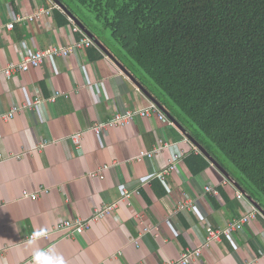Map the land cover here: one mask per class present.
<instances>
[{"label":"crops","instance_id":"0c3cea01","mask_svg":"<svg viewBox=\"0 0 264 264\" xmlns=\"http://www.w3.org/2000/svg\"><path fill=\"white\" fill-rule=\"evenodd\" d=\"M49 5L50 0H0V66L28 50L70 41L69 25L58 23L54 9L48 16L16 21L11 29L4 26L17 15ZM55 90L69 94L24 107L10 119L2 117L11 107L31 103L37 95L48 98ZM148 99L107 56L91 59L86 49L0 77V264H37L32 257L47 246L49 253L39 264H159L203 243L206 224L223 227L250 209L230 181L222 184L225 176L210 162L204 171L190 172L185 157L200 151L175 125L150 116L99 134L91 130L118 111L147 105ZM77 131H83L79 143L71 137ZM44 140L48 144L40 147ZM161 140L168 147L151 158L135 159ZM179 151L185 155L178 170L162 181L157 173ZM104 166L101 175H90ZM206 185L217 193L204 192ZM125 187H140V193L122 200ZM24 190L43 192L33 200L23 197ZM183 199L190 205L176 211ZM115 201L119 204L109 217L75 237L52 230L61 217H88ZM148 224L159 229L142 232ZM39 230L50 231L49 239H28ZM190 264H264V216L260 213L243 230L212 242Z\"/></svg>","mask_w":264,"mask_h":264},{"label":"trees","instance_id":"16d2710c","mask_svg":"<svg viewBox=\"0 0 264 264\" xmlns=\"http://www.w3.org/2000/svg\"><path fill=\"white\" fill-rule=\"evenodd\" d=\"M61 1L264 206V0Z\"/></svg>","mask_w":264,"mask_h":264},{"label":"built area","instance_id":"2783aa9c","mask_svg":"<svg viewBox=\"0 0 264 264\" xmlns=\"http://www.w3.org/2000/svg\"><path fill=\"white\" fill-rule=\"evenodd\" d=\"M59 8L55 2L50 0V5L47 7L39 6L32 10L31 13L25 15H17L15 21H10L4 24L6 29H11L16 21H32L42 15L48 16L52 12L53 9ZM69 33H70V41L65 45H51L45 48H36L32 50H28L23 53L19 60L9 61L5 65L0 66V77L11 78L12 76L18 73H25L31 67H37L42 64L46 59L49 58H59V57H66L70 54L74 53L78 50H85L88 47L96 46L93 39H91L85 32L72 20L69 18ZM75 35L78 37L76 38ZM97 47V46H96ZM98 48V47H97ZM99 49V48H98ZM104 54V53H103ZM105 55V54H104ZM106 56V55H105ZM69 91H60L55 90L53 91L52 95L48 98L41 97L37 95L33 101L30 102H23L21 105L13 106L7 113H4L2 117L4 119H10L14 116V114L24 107L30 106H37L43 102H54L58 97H67ZM155 117L159 122L163 124H170L174 125L170 119L162 112L159 107L151 100L148 99V104L145 106H135L131 109H125L124 111H118L114 113L108 120L100 121L94 123L92 125L91 130L99 134L102 130L108 129L109 127H123L130 124L134 118L136 117ZM83 131H77L71 135L73 140L76 143H79L82 138ZM49 140H44L43 143L40 144V147H44L48 144ZM168 147V143L164 140H161L160 143L153 148L152 150H140L139 154L135 156L136 160H141L142 158H151L156 152ZM198 151L196 148L194 149ZM185 155L184 151L175 152L171 155L168 160V164L163 171L157 173V177L162 181H165V174L168 172H174L178 170V165L180 161L183 159ZM106 166L100 168L97 171H93L90 173L92 177L101 175V171H103ZM147 182V181H145ZM145 182L141 183L143 185ZM230 183L229 180L225 177L222 179V184L226 185ZM140 187L136 188L135 190H130L128 188L123 189V196L122 200L127 199L130 197L132 192L139 194ZM47 191V190H44ZM43 192L37 191L35 193H30L26 190L23 191V197L31 198L36 200L39 198L40 193ZM204 192H209L211 194H216L217 190L213 186L206 185L204 187ZM236 196L238 198H245V196L238 190H236ZM247 200V199H246ZM248 201V200H247ZM250 209L240 215L239 217L232 218L227 224L223 227H213L209 224L205 225L206 237L203 243H200L196 246H188L185 247L179 254L176 259L173 260H166L159 264H190L195 261L202 253L204 248L209 247V245L214 241H220L222 236L230 237L234 232H238L244 229V227L251 223L254 219L260 215L258 209L253 206L249 201ZM119 202L115 201L112 203L105 204L97 209H95L91 215L88 217H61L55 223V226L52 230L54 231H62V237H75L78 234L83 233L84 231L88 230L91 225L103 218L109 217L113 210L118 206ZM190 205V201L187 199L179 200L176 205V211L183 210L184 208ZM153 229H159V225H146L143 227L142 232H149ZM141 232V233H142ZM50 231L39 230L36 232L31 233L28 236V239H37V238H44L49 239ZM137 243L136 239L134 240ZM50 246H47L39 251V253H44L45 255L49 253ZM37 254V253H36ZM36 254L32 257L33 260H36ZM41 255V257L45 256Z\"/></svg>","mask_w":264,"mask_h":264},{"label":"water","instance_id":"95a60500","mask_svg":"<svg viewBox=\"0 0 264 264\" xmlns=\"http://www.w3.org/2000/svg\"><path fill=\"white\" fill-rule=\"evenodd\" d=\"M57 4V6L70 18L72 19L91 39H93L95 45L109 58L113 61L123 73L130 78L151 101H153L159 109L164 112V114L170 119V121L187 137V139L194 144L195 148L200 151L208 161L218 169L238 190L242 192L245 198L255 206L258 211L264 216L263 206L248 193V191L235 179V177L224 168L214 156L202 145L200 144L193 135L177 120V118L169 111V109L152 93H150L139 81L127 70V68L119 61L114 54L96 37V35L81 21V19L76 16L64 2L61 0H52Z\"/></svg>","mask_w":264,"mask_h":264},{"label":"clouds","instance_id":"9594fccd","mask_svg":"<svg viewBox=\"0 0 264 264\" xmlns=\"http://www.w3.org/2000/svg\"><path fill=\"white\" fill-rule=\"evenodd\" d=\"M41 255H45V254L44 253H39V252L36 254L37 264H39V257ZM49 264H53V261H50Z\"/></svg>","mask_w":264,"mask_h":264},{"label":"rangeland","instance_id":"374dc122","mask_svg":"<svg viewBox=\"0 0 264 264\" xmlns=\"http://www.w3.org/2000/svg\"><path fill=\"white\" fill-rule=\"evenodd\" d=\"M106 40V39H105Z\"/></svg>","mask_w":264,"mask_h":264}]
</instances>
